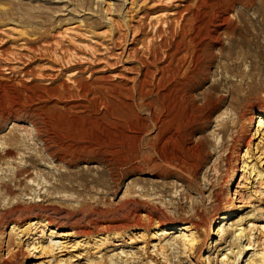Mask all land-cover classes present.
Instances as JSON below:
<instances>
[{"label": "rangeland", "instance_id": "374dc122", "mask_svg": "<svg viewBox=\"0 0 264 264\" xmlns=\"http://www.w3.org/2000/svg\"><path fill=\"white\" fill-rule=\"evenodd\" d=\"M200 2L0 0V264L12 255L11 264H264V125L247 120L256 109L264 112L260 0L239 5L220 30V43L208 47L215 58L192 91L198 107L192 114L205 121L193 134L202 139L205 163L190 176L161 165L147 143L120 153L112 135L106 142L119 150L115 163L78 154L61 164L29 136L33 121L43 138L54 136L51 153L59 144L75 151L85 142L74 133L103 110L101 88L115 115L129 114V91L161 32L177 30L180 17L190 19L187 10ZM241 137L250 145L237 151L233 180L236 156L228 160L227 147ZM15 139L21 147L4 160L3 148ZM24 168L30 173L16 180ZM5 184L14 190L10 197ZM16 206L29 208L14 213ZM43 216L53 225L40 224ZM135 220L142 226L121 227ZM190 220L198 230L194 252L187 253L192 233L168 226L191 230ZM107 226L117 229L108 233ZM247 246L252 250L244 251Z\"/></svg>", "mask_w": 264, "mask_h": 264}, {"label": "bare ground", "instance_id": "6f19581e", "mask_svg": "<svg viewBox=\"0 0 264 264\" xmlns=\"http://www.w3.org/2000/svg\"><path fill=\"white\" fill-rule=\"evenodd\" d=\"M256 3L257 0H201L195 10L189 8L187 11H192V17L189 19L183 17L182 15L180 17L181 24L177 30L174 32L172 30L168 32L162 31L160 34L162 41L155 47L153 55L151 56L152 58H146L147 62L142 63L144 65L145 72L141 74V79L135 84L132 91H129V114L123 116L115 115L111 110V103L113 105V100L105 98L102 94L105 90L101 88L100 96L97 98H99V101H102L99 104H101L103 110L100 112V109H97L99 110V114L96 113L98 119L96 118L92 121V124H90V126L85 130L83 128V132L74 133L73 139H82V141L85 142L84 145L78 144V148H74L76 149L75 151L72 152L71 149V152L69 151L68 148L70 145H66V148L65 145L63 147L59 144L58 146L55 145L56 150L51 153V149L53 148L52 146L56 144V142L54 143L53 141L54 136L50 137V139L48 136L47 138H43L46 136H41L42 132L37 129L35 122L33 123V121L29 122L32 126V132L29 136L41 146L45 154H47L52 160H56L61 164L66 161L73 162L77 158L78 154H88L91 156L95 155L101 157L102 159H106L109 164L115 163L117 158H114L118 156L119 150L115 152V148H112L113 146L106 142V138L110 139L112 135L115 141L117 140L118 142H121V149L119 148L120 153L128 146H133L135 148H130V150L133 149L137 151V148H140L144 143H147L146 145L151 147L153 150L151 153L155 155L157 161H159L161 165L164 164L170 168H178L183 174H188L190 176L193 169L195 172V167L200 168L202 166L201 163L204 162L203 159L205 158V149H203L202 139L200 141H195L193 138V134L195 132L200 131V129L202 130V128L198 125L205 123V121H197L192 114L193 108L198 110V107L193 106L192 103V98L194 97L192 96V91L198 88L197 86L200 85V80L203 76H205L209 64H212V60L215 58L214 54L208 56V53L207 55L208 47H214L220 43V30L229 26V24L227 25V23L231 20H229V16L236 11L239 5L243 7L244 4V7L248 8L251 6L254 7ZM260 5H264V0H260ZM210 17H212V21H210ZM185 64L188 65L185 66ZM256 112L258 113L257 115L255 114L249 118L246 116V118L251 124H254L255 120L258 119L260 120L259 126H263L264 112L259 109L254 110V113ZM142 114H145L146 117H142ZM181 117H184V119L180 120ZM105 119H108V121H105ZM261 121L263 122L261 123ZM150 129H152L153 132L148 134ZM46 130H48V128ZM46 132L49 133L48 131ZM70 133L68 134L70 135ZM101 133L103 134L101 135ZM61 134L63 133L61 132ZM98 134L100 138L98 137ZM240 134L241 136L244 135L243 133ZM67 138L71 139L72 137L69 138L68 136ZM104 138L105 140H103ZM59 140L61 141V139ZM19 141L15 139L7 145V148H3L2 157L4 160L10 157L12 158V156L15 155V150H17L18 146L22 144L21 141ZM71 141L69 140L70 143ZM246 144L247 147H249L250 143L245 137H241L233 139L232 144L227 147V159L233 160L236 156V167L232 174V178L236 177L239 166L238 164L241 162V155L237 151L242 149L240 147ZM102 147L107 150L102 151L103 149H100ZM225 149L226 145L223 144L221 146V150L225 151ZM143 156L145 155L143 154ZM4 160L1 159V161ZM29 160L33 163L35 161L33 158ZM243 165H245V163H243ZM28 173H30L28 169H18L14 178L19 181L21 177L28 175ZM233 180H235V178H233ZM2 188L5 189V192L9 195V197L14 191L11 186L7 184L3 185ZM28 208L16 206L13 208V212L18 211L20 213H24L28 210ZM148 214L150 216L151 213ZM37 219L40 224L43 223V220L45 221L44 223L49 226L53 225L54 221L49 216L37 217ZM218 219H220V221L223 220V218ZM138 220L133 221L131 225H126L125 227L120 226L123 227L124 230L129 229L132 226L140 227L142 226L140 224L141 220ZM191 223V230L187 228V225L182 224L171 227L168 226V229H175L180 233L187 232L190 234L194 230H198V227L195 226L192 221ZM115 228L107 226L106 229L108 230V233H110L111 231L117 229ZM211 232H213L212 226L210 227L208 235H211ZM85 236L89 237L91 234H86ZM189 239L190 246H185L187 253L194 252V246H196V244L192 243L197 240L196 234L192 233ZM196 249L201 251L199 245ZM244 249V251H250L251 248L250 246H247ZM14 258L15 256H10V258H8L9 260L6 259L4 261V264H11V261Z\"/></svg>", "mask_w": 264, "mask_h": 264}]
</instances>
